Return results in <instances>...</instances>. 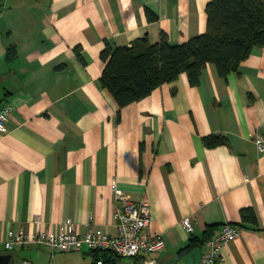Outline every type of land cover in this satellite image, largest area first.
Instances as JSON below:
<instances>
[{"label":"crops","instance_id":"1","mask_svg":"<svg viewBox=\"0 0 264 264\" xmlns=\"http://www.w3.org/2000/svg\"><path fill=\"white\" fill-rule=\"evenodd\" d=\"M208 1L0 0V108L13 106L0 136V253L9 264H93L87 247L6 250L4 239L67 227L116 236L113 180L130 201H148V231L165 240L124 264H196L205 229L215 225L214 236L224 223L239 234L216 264H264V152L253 142L264 128V46L238 72L221 77L210 63L199 85L181 73L121 109L100 82L105 43H156L162 33L182 43L205 32ZM211 134L227 142L207 147ZM246 207L258 229L239 224ZM192 238L199 243L179 252Z\"/></svg>","mask_w":264,"mask_h":264},{"label":"trees","instance_id":"2","mask_svg":"<svg viewBox=\"0 0 264 264\" xmlns=\"http://www.w3.org/2000/svg\"><path fill=\"white\" fill-rule=\"evenodd\" d=\"M205 12V32L179 44H171L165 33L156 43H150L147 37L127 46L105 43L100 53L104 62L100 82L119 109L145 98L162 84L173 82L181 73L186 74L189 85H199L201 73L210 63L221 77L238 72L252 49L264 46V0H209ZM12 55L8 51L7 58ZM203 142L215 147L227 141L222 135L211 134L203 137ZM239 224L258 229L251 207L240 210ZM215 227L205 229L203 242L213 236L210 234ZM195 243L199 240L192 238L179 252L189 250ZM94 252L97 257L99 253ZM112 259L111 255L109 260Z\"/></svg>","mask_w":264,"mask_h":264},{"label":"built area","instance_id":"3","mask_svg":"<svg viewBox=\"0 0 264 264\" xmlns=\"http://www.w3.org/2000/svg\"><path fill=\"white\" fill-rule=\"evenodd\" d=\"M13 111L10 103L0 108V136L4 133L6 122ZM253 142L259 153L264 152V128L253 136ZM110 187L115 200L113 218L118 234L111 236L101 228H89L79 235L71 227L51 234L45 231L37 233L15 232L8 230L4 239L6 250L22 248L27 245H44L55 252L79 251L83 247L96 250L99 255L93 264H124L122 259L134 258L140 253H152L164 248L165 240L159 232H149L150 206L146 199L137 202L130 201L124 192L117 187L115 180ZM183 228L192 233L191 216L181 221ZM239 229L229 223L219 227L216 234L206 241L207 249L196 264H216L221 260V248L237 238ZM108 254L104 256L102 254ZM114 259L109 260L110 256ZM133 264V263H132Z\"/></svg>","mask_w":264,"mask_h":264},{"label":"water","instance_id":"4","mask_svg":"<svg viewBox=\"0 0 264 264\" xmlns=\"http://www.w3.org/2000/svg\"><path fill=\"white\" fill-rule=\"evenodd\" d=\"M10 260H11V255L0 253V264H9Z\"/></svg>","mask_w":264,"mask_h":264}]
</instances>
